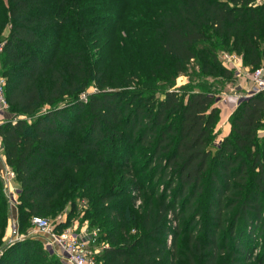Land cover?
<instances>
[{
  "label": "trees",
  "instance_id": "16d2710c",
  "mask_svg": "<svg viewBox=\"0 0 264 264\" xmlns=\"http://www.w3.org/2000/svg\"><path fill=\"white\" fill-rule=\"evenodd\" d=\"M4 11L0 74L15 118L0 136L21 234L88 201L91 219L110 218L100 264L255 260L264 98L240 104L217 142L220 99L206 80L233 76L223 52L264 66V0H8ZM9 206L0 177V264H57L31 238L2 249Z\"/></svg>",
  "mask_w": 264,
  "mask_h": 264
},
{
  "label": "built area",
  "instance_id": "2783aa9c",
  "mask_svg": "<svg viewBox=\"0 0 264 264\" xmlns=\"http://www.w3.org/2000/svg\"><path fill=\"white\" fill-rule=\"evenodd\" d=\"M3 51L2 45H0V54ZM220 60L223 65L230 69L232 67H237V74L242 73L245 68L243 65V57L236 53L223 52L220 54ZM250 81L251 86L246 91V93L240 95L236 101L235 105L238 107L240 104L248 101L255 95H262L264 98V66L251 71ZM6 80L0 76V127L9 120L7 113L9 112V104L6 98ZM82 99L86 100V96ZM3 155V149L1 147V136H0V157ZM15 173L10 168H5L2 174V181L5 185V192L9 200L11 208H18L20 189L15 183ZM18 220V219H17ZM10 221V231L13 228L14 233L9 235L6 241L7 248L13 246L18 242H22L27 238L26 235L21 234L19 230L18 221ZM32 225L30 230L33 233L44 234L45 240H47V245L49 250L53 253H57L67 264H99L98 256L102 253L98 248L91 250L85 238L81 236L73 235L70 231L55 232L53 225L50 220L41 217H33L31 221ZM32 233V232H31ZM101 233L100 229H97L90 234L89 239L93 242L98 240L94 236H98ZM14 234V235H13ZM109 245L105 246L107 248ZM104 248V249H105ZM1 255L3 252L0 253Z\"/></svg>",
  "mask_w": 264,
  "mask_h": 264
},
{
  "label": "rangeland",
  "instance_id": "374dc122",
  "mask_svg": "<svg viewBox=\"0 0 264 264\" xmlns=\"http://www.w3.org/2000/svg\"><path fill=\"white\" fill-rule=\"evenodd\" d=\"M0 4L3 7V9L0 11V38L3 40V38L6 34V31L10 29V21H9L8 14L6 13V11H4V9H6L8 7V0H0ZM2 31L4 32L3 33L4 36H1ZM245 69H247V71H245ZM230 71L233 73L232 77H228V78L216 77V78H208L206 80L207 83L209 84V86H213L212 87V93L220 99L218 104L222 108L221 110H223V113L220 115V119H221L220 124L222 126V130H220V132H222V133H223L225 128L229 127L230 122H227L224 114L226 113V110H228V112H229L230 110L234 109L235 101H234V98H232V97L236 93L237 94L239 93L237 90V87L239 85L240 79L246 78L249 81L250 80L249 76L251 75V70L249 68H244L242 70V75H245V76H243V77L241 76V78H239L240 76H238V75H237V77L235 76L237 74V71H238L237 67H235V68L232 67ZM0 72H1V61H0ZM0 76H1V74H0ZM188 79H189V77H188ZM188 79H187V77H185V78L180 77L177 80V86L182 87V86L186 85L189 82ZM195 80L197 81L198 79H195ZM199 81H202V79L201 80L199 79ZM7 117L9 118V120H14V118H15V116L11 113L10 110L7 113ZM28 119H30V118H28ZM217 142H218V140H217ZM3 184H4V182H3ZM4 187H5V185H4ZM140 203L141 202L138 201L137 206L140 205ZM4 204L8 210V207H7L5 202H4ZM9 208L11 210V214H10V218L8 220V223H7V228L5 229L4 236L2 239V242H3L2 249H7V245H6L5 240L8 239L9 235L14 233L13 228L10 231L11 218H12V221H14V220L16 221L18 219L17 221L19 223V219L21 217L20 216L21 212H20L19 208H11L10 206H9ZM89 208H90V204L88 201H78V206H77L75 213L72 214L71 205L67 204L65 206L64 210L61 213H59L56 217L48 216L46 219L50 220L51 224L53 225V227L55 229V232L56 231L57 232L70 231V233L73 235H78V236H81V238H85L87 241V244L89 245V249L94 250V249L98 248L100 252H103L105 246H107L108 243L105 241L99 240V238H100V234H102L103 231L105 232L107 230L106 227L108 226V224L106 223L105 226H101V223L103 221L108 222V220L110 218L103 215L102 221H100L99 219H91L90 218L91 214L89 212L87 213V210ZM19 212H20V214H19ZM21 220H22V217H21ZM24 220H26V219H24ZM26 221H29V220H26ZM3 225H4V222L2 220V221H0V234L2 232ZM26 225L27 226H26L24 231L27 232L29 230V233L26 234V236H27V238H31L30 241L37 242V246L39 249L43 248L44 251L51 253L53 255L52 258L55 260L54 262H57V264H67L57 253L54 254L53 252L48 251L49 246L47 245V240H45L44 234L33 233V231H31L29 229L27 222H26ZM100 226L102 228H99ZM97 229H100L101 233H99L97 237L94 236L95 239L98 241L93 242L89 239V236H90V234H93V232ZM263 249H264V247L258 251V256H257V254H254V257L255 256H257V257L255 258V260H252L250 262V264H263V263H259L257 261L258 257L261 255ZM1 252H2V250L0 249V253ZM4 252H3V254H4ZM2 255L0 254V257ZM38 260H39V257H37L36 259L32 258V263H36Z\"/></svg>",
  "mask_w": 264,
  "mask_h": 264
},
{
  "label": "crops",
  "instance_id": "0c3cea01",
  "mask_svg": "<svg viewBox=\"0 0 264 264\" xmlns=\"http://www.w3.org/2000/svg\"><path fill=\"white\" fill-rule=\"evenodd\" d=\"M9 35V30H7L6 31V34H5V36L7 37ZM245 71H247V69H245ZM237 75L238 76H240L239 78H241V76L243 77V76H245V75H242V73H239V74H236L235 76L237 77ZM243 80V81H242ZM249 82V83H248ZM250 86H251V81L249 80L248 81V79H246V78H241L240 79V82H239V85H238V87H237V90H238V94L236 93L232 98H234V101H236V99L240 96V95H242V94H244V93H246V91L250 88ZM218 107L220 108V110L222 109L220 106H219V104H218ZM236 105L234 106V109L233 110H230L229 112H228V110H226V113L224 114V116H225V119L227 120V122H229V119H230V117L232 116V114L235 112V110H236ZM223 113V110H221V114ZM220 130H222V126H221V124L219 123V125H218V131H219V136H218V141H221L222 139H224L226 136H228V134L230 133V130H231V126H230V124H229V127L228 128H225L224 129V131H223V133L222 132H220ZM221 133V134H220ZM262 134H264V132L262 133ZM5 168H9L8 166H7V163H6V158L4 157V155H2V157H0V177H2V174L4 173V171H5Z\"/></svg>",
  "mask_w": 264,
  "mask_h": 264
}]
</instances>
